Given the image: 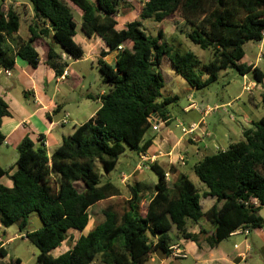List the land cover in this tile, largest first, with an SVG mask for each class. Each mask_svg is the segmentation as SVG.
I'll list each match as a JSON object with an SVG mask.
<instances>
[{
	"label": "trees",
	"instance_id": "trees-1",
	"mask_svg": "<svg viewBox=\"0 0 264 264\" xmlns=\"http://www.w3.org/2000/svg\"><path fill=\"white\" fill-rule=\"evenodd\" d=\"M35 19L28 24L30 37L19 36L21 16L10 5H0V65L13 69L17 58L35 70L41 56L37 41L52 35L74 59L84 55L75 41L77 23L69 1L27 0ZM124 0H70L83 11L82 30L87 37H100L110 51H117L114 63L100 58L97 67L108 91L101 96L102 105L88 121L78 125L51 154L42 142L37 145L26 136L18 146L17 169L10 175L12 187L0 184V224L27 229L30 215L36 212L42 226L27 231V239L39 249L37 264H145L156 252L171 253L177 239L200 244L204 239L216 247L239 228L252 231L264 227L260 214L264 206V117L244 129L243 139L226 150L205 154L193 171L207 190L200 193L188 175L181 174L167 182L165 170L157 163L148 167L156 173L155 193L143 209L141 185H131L130 198L119 208L109 202L102 210L103 220L87 234H82L57 257L51 252L69 238V231L83 232L91 219L89 209L95 204L122 195L112 181H101L102 169L113 171L128 147L138 155L152 145L146 139L153 129L152 116L167 121L169 105L177 97L164 96L165 79L160 71L168 56L177 75L199 90L216 82L220 73L235 68L244 76L252 72L255 81L264 80V72L242 63L245 44L263 39L264 0H146L140 19L129 21L119 29L117 16ZM180 13L191 25L186 37L211 58L203 61L192 51L181 53L159 32L150 35L144 19L162 22ZM122 46V49H119ZM106 55V54H104ZM62 56L52 45L47 64L56 68ZM56 62V63H55ZM68 65H66L67 67ZM7 101L0 95V143L6 136L2 122L11 116ZM9 170L0 165V179ZM211 196L216 203L203 211L201 200ZM257 200L255 204L253 200ZM206 218L212 231L193 233L191 226ZM8 252L0 240V264Z\"/></svg>",
	"mask_w": 264,
	"mask_h": 264
},
{
	"label": "crops",
	"instance_id": "crops-1",
	"mask_svg": "<svg viewBox=\"0 0 264 264\" xmlns=\"http://www.w3.org/2000/svg\"><path fill=\"white\" fill-rule=\"evenodd\" d=\"M0 5L6 8L12 5L19 12L21 22L23 21L26 25V31H28V24L32 20L35 19L39 23H42V20L35 18L32 6L27 0H0ZM79 12L83 15L82 10H79ZM125 24L120 25L118 23L117 27L122 29L125 27ZM18 34L25 39L30 37L29 31L24 35L21 34L19 30ZM82 41L85 47L79 44L84 50V55L80 59L71 57L64 51L63 47L60 51H57L55 46L56 42L52 35H50L45 39L41 38L37 41V50L40 53L41 60L39 66L35 70L29 71L28 63L20 58H17L15 67L10 69L11 75H7L5 69L0 65V95L3 96L9 104L12 113L11 116L5 117L2 122V132L5 134L6 138L4 142L0 143V165L9 170V175L3 176L0 179V184L12 187L13 182L10 175L17 169L18 146L26 136H29L37 145L43 142L47 147L48 153L51 154L61 145L65 137L74 132L78 125L91 119L100 109L102 105L101 96L108 91V88L102 86L98 93L86 91L75 96L79 87H86V77L80 69H72V66H77L84 61H91L90 65L92 68H95L100 58L113 64L117 56V51H110L103 40L96 35L92 37H87L85 35ZM50 45L62 56V59L57 61L58 73L56 68L46 62ZM63 56H65V59H63ZM241 62L253 68L258 67L264 72V37L261 41H250L245 44V55ZM66 65L68 66L66 67ZM3 77L4 80H1ZM243 78H247L257 85L250 92L248 97L251 104L250 112L243 111L245 123H241V130L239 131L242 136L244 129L251 127L254 121L259 120L251 113L252 107L258 108L259 100L264 103V80L261 83H257L252 72L245 74ZM100 80H102L101 74L99 81ZM171 81H174V79L171 78ZM167 82L168 81L165 79V84ZM177 82H179V80H177ZM186 90L188 92V104L183 108L186 118L182 119V122H184L182 124L185 125L187 123L191 125L200 122V119L196 121L191 114L193 111L197 112L198 110L187 109L192 101L196 102L195 98L197 95L195 91L197 89L189 86L185 91ZM256 93L259 96H257ZM240 95L241 93H239L237 97ZM167 97L178 98V95ZM65 118H67L68 121L63 123ZM173 119L174 116L171 112L167 121H162L156 115L154 123H160L159 129H151L149 131L151 134L148 132L146 135V139L152 140V145L146 152L147 155L155 157L154 163L160 165L165 172L170 171L171 183L176 181L179 175L183 173L188 175L187 172L184 171V167L189 163L186 146H184L186 141L190 143H197L199 141L196 134L193 136L188 134L177 137L168 126ZM233 142L237 141H229V145ZM206 149H208V145L205 143L194 150L193 156L196 158V162L206 154L204 153ZM226 149L227 148L221 147L218 150ZM181 153L186 156L185 164L179 161ZM149 163H151V161L144 162L143 164L138 162L130 173L126 174L121 172L119 177L121 185H117L121 188L126 185L129 189L131 185L139 184L141 185L140 188L143 193L149 186L146 184L147 181L141 176L145 173L144 171L147 168L150 169L148 167ZM192 173H194L193 167ZM122 175L130 178L127 184L122 180ZM194 175L196 174L194 173ZM188 177L194 183V180L189 175ZM156 183L157 181L152 182L153 187H155ZM206 190L207 188H204L203 192ZM154 193L155 190L153 193L149 194L148 197H145L141 203V207L144 205L145 207L147 206ZM114 198L116 197H112L111 199ZM129 198L130 195L126 196V200ZM201 203L203 211H207L216 203V199L211 196L203 197ZM96 205H98V203L92 207ZM263 210L264 206L260 211L261 215ZM262 216L264 217V215ZM90 224H93L92 219H90L85 230L80 232V235L87 234L92 230ZM201 229H206L211 232L213 226L206 218H203L199 224L191 226L189 230L193 233H199ZM70 231L77 230L72 229ZM2 242L5 246V242L3 240ZM174 244L180 245L181 249L186 253L185 257L178 258L171 253L167 255L163 252L156 251L151 255L148 261H150L151 264H174L175 262L173 261L178 260L184 261L182 264H264V227L249 231L248 234L237 230L227 239L221 241L216 247H211L204 239L200 241V244H197L193 240L180 238L177 239ZM60 247L54 249L51 254L57 257L69 249L55 254Z\"/></svg>",
	"mask_w": 264,
	"mask_h": 264
},
{
	"label": "rangeland",
	"instance_id": "rangeland-1",
	"mask_svg": "<svg viewBox=\"0 0 264 264\" xmlns=\"http://www.w3.org/2000/svg\"><path fill=\"white\" fill-rule=\"evenodd\" d=\"M67 1H69L77 23L76 35L74 39L78 44L85 47V44L82 41L83 36H85L81 28L82 13L79 12L80 8L78 6L70 2V0ZM144 2L145 0H124L119 6V14L117 16L119 24L122 25L126 22L140 19V13L144 6ZM4 8L6 9L5 6ZM143 27L148 34L155 37H158L159 32H162L163 39L168 42L174 52L179 51L184 53L192 51L203 61H208L211 58V52L209 50L200 48L197 44L193 43L186 37V32L191 30V25L181 17L180 13L172 14L162 22H155L152 19H144ZM25 28L26 25L22 21L20 28L21 34L25 35V33H28ZM21 38L26 40L23 37ZM55 46L57 51H60L62 48L61 44L58 42L55 43ZM90 62L91 61H84L77 66H72V69H80L86 77V87H79L75 96L86 91L98 93L102 86L104 88L107 87L102 80L99 81L101 73L98 68H92ZM160 71L162 76L168 81L163 88V95H178L177 100L169 105V110L174 116L173 121L168 125L169 129H171L177 137L183 136L182 126L178 124L184 123L182 122V119L186 118L183 108L188 104V92L187 90L185 91V89L190 85L183 77L177 75L168 56L163 57L160 65ZM171 78H173L174 81H171ZM1 80H4V77ZM177 80H179V82H177ZM250 84L251 80L247 78L244 79L235 68H229L221 72L219 79L211 86L195 91L197 95L195 103L201 111H193L191 114L196 121L200 119V122H198L199 128L194 133L198 137L199 141L197 143H190L186 141L184 146H186L189 163L184 167V171H186L187 174L194 180V183L198 187L200 193H203V189L206 188V186L196 175H194V173H192V167L196 162V158L193 156L194 150L198 146L206 143V145H208V149H206L204 153L212 154L221 147L228 148L229 141H240L243 139V136L239 131L241 130V123H245L243 111L250 112L249 110L251 109L248 97L252 91L244 90V86ZM239 93H241V95L237 97ZM256 95L259 96L257 93ZM208 107H210L211 110H209L208 113H205L204 110ZM251 113L255 115L256 119L264 117V103L259 100L258 108L252 107ZM189 126V124H185V127L189 128ZM149 134H151V132H149ZM194 134L190 135L193 136ZM140 161V156L127 147L125 152L121 155L117 167L113 171L108 173L102 169L101 181L104 182L109 180L121 185L119 178L121 175L120 173H130V171ZM144 172L145 173H143L141 177L147 181L146 184L149 187L143 192V200L146 196L148 197L149 194L154 192L155 188L153 187L152 182L158 181V176L151 169L147 168ZM128 181H130V178L127 177V180L124 181L125 184H127ZM121 189L122 195L117 196L114 199L101 201L98 205L90 209L93 223L90 224V228L92 227L91 229L95 227L93 225H96L103 219L102 210L109 202H115L119 208L124 206V201L126 200V196L130 195V191L126 185L122 186ZM144 208L145 205L143 206V209ZM262 215H264V210L262 211ZM41 226V219L36 212L31 213L29 225L24 231H21L16 224L10 227H5L0 224V239L5 242V247L8 252L6 258L4 259L7 261L20 259V264H37L39 249L27 239L26 232L33 231ZM79 235V231H70L69 238L55 252V254L68 249L79 237ZM173 262H175L174 264H182L184 261L178 260ZM92 264L104 263L100 259H97ZM145 264L151 263L150 261H147Z\"/></svg>",
	"mask_w": 264,
	"mask_h": 264
},
{
	"label": "built area",
	"instance_id": "built-area-1",
	"mask_svg": "<svg viewBox=\"0 0 264 264\" xmlns=\"http://www.w3.org/2000/svg\"><path fill=\"white\" fill-rule=\"evenodd\" d=\"M263 37H264V33H263ZM119 49L121 50L122 49V46H119ZM63 59H65V56H63ZM5 73L7 75H11V72H10V69H5ZM257 84L255 82H252L251 81V84L250 85H245L244 86V90L246 91H251L255 88ZM187 109H196V110H200L201 109L198 107V105L192 101L189 106L187 107ZM211 110L210 107L206 108L204 110L205 113H208V111ZM152 119H153V116H152ZM155 118L153 119V122H154ZM68 120L67 118H65L63 120V123H66ZM178 125L182 126V132L184 135H188V134H194L197 129L199 128V123H193L189 126V128L185 127V125H183L182 123H179ZM159 126H160V123L159 124H155L153 125V129L154 130H158L159 129ZM140 164H143L144 162H150L151 163H154L155 161V157H151L149 155H147V153H141L140 155ZM179 161L182 163V164H185V161H186V158H185V155L183 153L180 154L179 156ZM165 178H166V181L167 182H171V173L170 171H166L165 172ZM122 180L125 181L127 180V176L125 175H122ZM255 204H258V201L257 200H253ZM237 230H240V231H243L245 234H248L249 233V229H244V228H239ZM236 230V231H237ZM171 254L175 257H178V258H181V257H185L186 256V253L184 252L183 249H181L180 245L179 244H173L171 247Z\"/></svg>",
	"mask_w": 264,
	"mask_h": 264
},
{
	"label": "water",
	"instance_id": "water-1",
	"mask_svg": "<svg viewBox=\"0 0 264 264\" xmlns=\"http://www.w3.org/2000/svg\"><path fill=\"white\" fill-rule=\"evenodd\" d=\"M112 66H113L114 68H116V69L118 68V64H116V63H113ZM155 117H156V114L153 115V119H154Z\"/></svg>",
	"mask_w": 264,
	"mask_h": 264
}]
</instances>
